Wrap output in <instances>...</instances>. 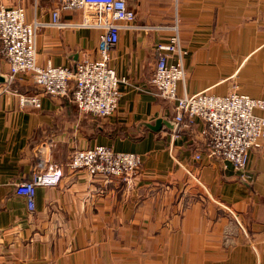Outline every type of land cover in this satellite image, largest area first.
<instances>
[{
  "label": "crops",
  "instance_id": "crops-1",
  "mask_svg": "<svg viewBox=\"0 0 264 264\" xmlns=\"http://www.w3.org/2000/svg\"><path fill=\"white\" fill-rule=\"evenodd\" d=\"M126 3L139 22L167 21L161 0ZM0 4L22 6L26 21L42 24L38 65L73 67L99 57V29L48 24L57 0ZM178 17L186 51L179 95L264 99V0H178ZM60 18L74 24L82 14L66 10ZM167 35L120 29L109 64L124 80L107 119L81 113L70 95L41 93L27 75L8 82L0 53V264H264V140L249 151L243 177L228 161L205 153L194 159L206 139L201 121L171 138L173 104L155 97L150 83L153 45ZM35 94L38 107L20 104L21 95ZM42 143L63 177L37 187L30 214L13 186L29 177ZM99 144L140 156L130 184L69 169L76 149Z\"/></svg>",
  "mask_w": 264,
  "mask_h": 264
},
{
  "label": "built area",
  "instance_id": "built-area-1",
  "mask_svg": "<svg viewBox=\"0 0 264 264\" xmlns=\"http://www.w3.org/2000/svg\"><path fill=\"white\" fill-rule=\"evenodd\" d=\"M167 21L164 24H147L137 20V13L126 0H57L48 24L59 28L80 26L99 29L97 59H83L73 67L36 63V33L39 22H28L22 6L0 4V53L8 63V82L29 76L41 93L52 97L70 95L76 108L83 114L100 119L109 118L117 109L121 96L119 77L110 66V51L116 46L122 28L168 32L167 38L153 45L155 63L150 77L152 94L173 104L171 138L180 137L184 129L201 121V134L206 137L203 149L195 153L228 161L240 176L251 149L259 148L264 140V99L247 94L230 92L216 95L208 91L179 95L177 85L186 71L183 56L186 54L179 37L178 0H161ZM80 10L78 23L61 20L60 12ZM21 105L39 106L37 94L21 95ZM34 166L29 177L14 183L13 192L21 197L28 213L35 210L37 187L60 184L61 166L51 159L48 144L34 147ZM71 171L86 170L93 177L120 178L130 184L141 168L140 156L132 152H118L106 145L76 149L68 158ZM239 225V224H238ZM241 230L243 228L239 225ZM225 239L230 233L226 231Z\"/></svg>",
  "mask_w": 264,
  "mask_h": 264
},
{
  "label": "trees",
  "instance_id": "trees-1",
  "mask_svg": "<svg viewBox=\"0 0 264 264\" xmlns=\"http://www.w3.org/2000/svg\"><path fill=\"white\" fill-rule=\"evenodd\" d=\"M94 117H96V116H94ZM97 119H100V118H98V117H96Z\"/></svg>",
  "mask_w": 264,
  "mask_h": 264
},
{
  "label": "rangeland",
  "instance_id": "rangeland-1",
  "mask_svg": "<svg viewBox=\"0 0 264 264\" xmlns=\"http://www.w3.org/2000/svg\"><path fill=\"white\" fill-rule=\"evenodd\" d=\"M5 5H7V4H5ZM9 5V4H8ZM209 92V91H208Z\"/></svg>",
  "mask_w": 264,
  "mask_h": 264
}]
</instances>
